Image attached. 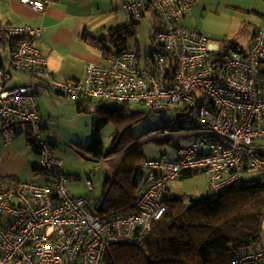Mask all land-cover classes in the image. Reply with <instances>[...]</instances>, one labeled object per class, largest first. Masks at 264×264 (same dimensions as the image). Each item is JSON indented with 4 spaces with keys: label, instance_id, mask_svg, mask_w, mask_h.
<instances>
[{
    "label": "built area",
    "instance_id": "built-area-1",
    "mask_svg": "<svg viewBox=\"0 0 264 264\" xmlns=\"http://www.w3.org/2000/svg\"><path fill=\"white\" fill-rule=\"evenodd\" d=\"M43 13L49 0H21ZM200 0H123L122 9L141 23L146 8L157 16L152 39L162 46L141 65L135 51L104 54L89 62L83 80L57 79L37 47L41 29L0 23V142L11 144L22 125L38 155L39 183L0 180V264H105L112 246L143 248L147 235L164 212V194L185 172L204 173L208 192L218 193L237 182L244 169L264 172L259 142L264 140V28L242 47L214 42L190 17ZM172 68V81L166 71ZM12 72L43 81L51 92L72 101L92 99L139 104L150 112H173V120L151 138H189L169 159L162 152L142 160L144 186L135 198V213H93L87 202L72 198L61 173L62 161L42 138L43 120L33 85L11 86ZM89 190L92 186L87 184ZM264 233V217L261 223ZM230 264H264V242L236 251Z\"/></svg>",
    "mask_w": 264,
    "mask_h": 264
},
{
    "label": "trees",
    "instance_id": "trees-1",
    "mask_svg": "<svg viewBox=\"0 0 264 264\" xmlns=\"http://www.w3.org/2000/svg\"><path fill=\"white\" fill-rule=\"evenodd\" d=\"M146 9L157 22L153 9ZM136 24L138 23L128 19L126 25L109 30L113 49L106 48V52L119 53L127 50L125 45L136 36L133 30ZM154 31L155 28L152 30V36ZM151 51L165 52L158 44H155ZM135 53L139 63L142 59L144 63L147 62L149 54L142 58L140 52ZM165 54L168 55L166 52ZM172 76L170 67L166 71L167 82L172 81ZM64 97L70 99L68 96ZM93 101L97 103L93 107L96 119L93 123L91 139L84 149L85 153L93 159H104L134 146L135 139L131 135L127 136V132L133 124L142 119L140 113L133 111L129 103H109L92 99H81L73 103L78 110L86 112ZM110 122L116 124L117 130L115 127L116 132L111 137V148L105 153L98 139V133ZM135 150V148L131 150L116 164L110 161L113 172H110L105 180L102 196L95 203V211L99 208V211L120 215L135 213V198L139 189L144 186H141V183L144 182L145 172L140 168V163L142 160L160 158L134 157ZM164 153L169 159H174ZM260 155L264 156V153L260 152ZM61 167L62 163L60 171ZM197 173L199 172H185L180 177H190ZM168 189L163 200L165 212L162 218L153 224L143 248L126 244L112 246L105 264H230L231 257L236 251L262 239L264 234L261 231L264 217L262 170L244 169L232 186L215 194L208 192L203 197L186 200L183 196L169 197Z\"/></svg>",
    "mask_w": 264,
    "mask_h": 264
},
{
    "label": "crops",
    "instance_id": "crops-1",
    "mask_svg": "<svg viewBox=\"0 0 264 264\" xmlns=\"http://www.w3.org/2000/svg\"><path fill=\"white\" fill-rule=\"evenodd\" d=\"M201 2L202 0L194 8ZM122 3L123 0H49L45 11L37 13L21 0H0V23L11 26L27 23L40 28L41 37L37 41V47L46 58L48 69L57 79L80 81L85 76L89 62L103 63L108 40H111L109 30L126 25L130 19L128 13L122 9ZM246 3L247 10L254 14V18L253 29L248 34L246 45H240L242 47L249 46L255 32L264 28V0H248ZM141 23L134 27L139 30L135 32V39L139 34L146 41L148 33L152 38V29L141 26ZM10 85L34 86L38 112L43 120L42 138L55 148L53 133L50 130L55 122L51 125L50 120L64 108L71 110L70 100L51 92L43 81L39 80L38 83L33 78L16 72H12ZM81 113L82 111L74 105V114L79 116ZM259 145L264 153V142L260 141ZM177 147L173 145L171 153L166 152L169 157H176ZM38 161V155L30 146L22 125L16 127V133L9 146L4 147L0 142V180L14 178L18 181H28L35 175L36 180L41 183L43 179L37 169ZM143 183L142 181L141 186ZM68 191L73 195L70 187Z\"/></svg>",
    "mask_w": 264,
    "mask_h": 264
},
{
    "label": "rangeland",
    "instance_id": "rangeland-1",
    "mask_svg": "<svg viewBox=\"0 0 264 264\" xmlns=\"http://www.w3.org/2000/svg\"><path fill=\"white\" fill-rule=\"evenodd\" d=\"M248 0H202L201 4L192 10V14L183 24L193 25L192 18L200 30L214 42H235L239 45H246L248 34L253 29L254 14L247 10ZM145 20L141 23L143 27H150L153 30L157 22L153 20L151 13L145 12ZM151 22V24H150ZM135 32L139 31L133 28ZM108 48L113 46L108 40ZM154 42L151 36H146V41L139 34L137 38L129 40L125 47L131 51L140 52L142 58L154 48ZM143 64V59L140 61ZM39 83L37 78H33ZM67 100V99H65ZM70 100V99H68ZM67 100V101H68ZM72 108H64L60 114H56L50 120L55 122L52 138L56 145L53 149L55 156L62 161L61 171L67 177L66 187L71 188L74 197L83 198L87 202V208L95 213V203L99 201L104 190L105 180L110 172H113L111 162L114 164L122 161L127 155L126 152L114 154L107 158L93 159L84 151L88 145L92 132L93 123L96 115L94 108L97 103L93 101L86 112L79 116L74 114V103L70 100ZM130 108L140 113L142 119L133 124L127 132L135 139V151L133 156L143 159H155L160 157L162 152L168 154L175 146H185L190 143V138H151L143 141L152 132L165 127V122L173 120L176 116L173 112L157 113L148 112L145 108L131 103ZM77 112V111H76ZM62 125V126H61ZM64 125L68 127L65 128ZM84 126V127H83ZM117 126L110 122L104 126L98 133V139L101 141L105 153L109 152L112 145V135L116 132ZM120 132V131H118ZM264 142V140H262ZM131 147V148H132ZM173 148V149H172ZM244 176V175H243ZM91 184L92 191H89L87 184ZM208 194L207 178L204 173H197L190 177H180L170 183L168 196H183L187 198L203 197ZM68 195H73L68 191ZM264 241V234L262 236Z\"/></svg>",
    "mask_w": 264,
    "mask_h": 264
},
{
    "label": "water",
    "instance_id": "water-1",
    "mask_svg": "<svg viewBox=\"0 0 264 264\" xmlns=\"http://www.w3.org/2000/svg\"><path fill=\"white\" fill-rule=\"evenodd\" d=\"M135 147L129 148L126 152V154H128L131 150H133Z\"/></svg>",
    "mask_w": 264,
    "mask_h": 264
}]
</instances>
